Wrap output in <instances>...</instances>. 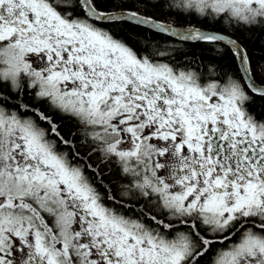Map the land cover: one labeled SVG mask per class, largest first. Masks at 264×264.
Listing matches in <instances>:
<instances>
[{
    "label": "snow or ice",
    "instance_id": "1",
    "mask_svg": "<svg viewBox=\"0 0 264 264\" xmlns=\"http://www.w3.org/2000/svg\"><path fill=\"white\" fill-rule=\"evenodd\" d=\"M0 264H264V0H0Z\"/></svg>",
    "mask_w": 264,
    "mask_h": 264
}]
</instances>
